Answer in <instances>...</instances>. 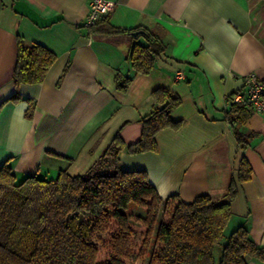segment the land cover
Returning a JSON list of instances; mask_svg holds the SVG:
<instances>
[{"label": "crops", "instance_id": "1", "mask_svg": "<svg viewBox=\"0 0 264 264\" xmlns=\"http://www.w3.org/2000/svg\"><path fill=\"white\" fill-rule=\"evenodd\" d=\"M113 1L114 9L89 29L88 0H0V104L15 92L17 33L56 54L42 82L20 86L30 103L0 107V165L8 159L17 179L55 178L61 169L87 174L118 133L120 169L145 171L163 198L178 194L190 202L209 194L221 203L233 179L237 194L224 234L243 225L264 247V114L251 111L239 125L244 147L224 119L229 99L244 92L243 74L255 71L264 81V1ZM108 24L126 31L105 33ZM135 30L150 32L162 47L148 74L135 73L127 59L135 41L145 42ZM126 76L131 82L122 89ZM157 88L180 97L170 117L181 124L156 133L155 151L131 153L142 117L159 105ZM242 158L252 176L239 183Z\"/></svg>", "mask_w": 264, "mask_h": 264}, {"label": "trees", "instance_id": "2", "mask_svg": "<svg viewBox=\"0 0 264 264\" xmlns=\"http://www.w3.org/2000/svg\"><path fill=\"white\" fill-rule=\"evenodd\" d=\"M264 1V0H262ZM105 33L125 32L103 25ZM144 31V30H143ZM145 42L135 41L127 55L135 73L148 74L162 51L156 38L144 31ZM138 38L139 34L133 35ZM16 62L12 72L15 92L1 102L26 101L19 94L23 84H38L56 60L44 45L16 34ZM131 77L118 86L126 89ZM159 105L142 117L141 138L127 147L131 153L155 151V135L166 127L177 128L171 110L180 97L168 89L153 91ZM225 112L240 147L246 140L239 125L251 110L232 102ZM33 107L28 105L26 116ZM123 148L118 133L104 157L87 174L59 170L55 178L36 175L17 179L8 159L0 165V264H247L250 258L264 260V247L239 225L228 234L231 201L237 194L232 179L227 200L217 203L209 194L183 201L178 194L162 197L143 170H122L118 152ZM110 156V163H109ZM113 166L114 171L107 169ZM252 168L242 158L237 181H248ZM133 204L141 212L128 214ZM225 238V240H223ZM221 246L218 259L215 248Z\"/></svg>", "mask_w": 264, "mask_h": 264}, {"label": "built area", "instance_id": "3", "mask_svg": "<svg viewBox=\"0 0 264 264\" xmlns=\"http://www.w3.org/2000/svg\"><path fill=\"white\" fill-rule=\"evenodd\" d=\"M115 6L113 0H88V11L84 21V26L92 28L105 16H107ZM181 73L177 76L181 77ZM244 92L236 94L232 102L249 108L256 113L264 114V81H262L255 71H248L242 75Z\"/></svg>", "mask_w": 264, "mask_h": 264}, {"label": "rangeland", "instance_id": "4", "mask_svg": "<svg viewBox=\"0 0 264 264\" xmlns=\"http://www.w3.org/2000/svg\"><path fill=\"white\" fill-rule=\"evenodd\" d=\"M107 142H108V139L106 138V139L103 140L102 143L105 144ZM77 166H79V168H80L81 164L79 163L75 167H77ZM79 174L82 175L84 173L80 171ZM18 179H20V176H18ZM135 210H136V208H134V207L133 208H128L126 212L128 214L135 213L136 212ZM223 240H225V238ZM220 252H221V246L219 245L218 247L215 248V257H216V259H218ZM148 258H149V253H148L147 257L144 259V261L137 262V263H129V264H147L148 263Z\"/></svg>", "mask_w": 264, "mask_h": 264}, {"label": "water", "instance_id": "5", "mask_svg": "<svg viewBox=\"0 0 264 264\" xmlns=\"http://www.w3.org/2000/svg\"><path fill=\"white\" fill-rule=\"evenodd\" d=\"M140 33H144V31L143 30H135V31L131 32L132 35H137V34H140Z\"/></svg>", "mask_w": 264, "mask_h": 264}]
</instances>
